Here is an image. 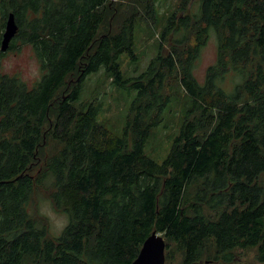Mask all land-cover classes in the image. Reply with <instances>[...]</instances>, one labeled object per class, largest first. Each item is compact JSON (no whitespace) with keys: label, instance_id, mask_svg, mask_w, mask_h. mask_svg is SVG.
Instances as JSON below:
<instances>
[{"label":"trees","instance_id":"obj_1","mask_svg":"<svg viewBox=\"0 0 264 264\" xmlns=\"http://www.w3.org/2000/svg\"><path fill=\"white\" fill-rule=\"evenodd\" d=\"M157 2L145 5L155 21ZM109 4L0 0V42L12 14L8 49L30 45L43 68L31 87L0 72V264H131L153 231L179 264H234L247 249L264 264V0H197L189 18L171 14L136 77L119 62L137 63L132 19L108 30ZM211 35L217 57L199 83L194 62ZM100 69L135 92L120 136L98 121L99 103L80 98ZM172 81L186 103L158 164L145 148ZM43 139L57 149L33 172ZM39 190L70 217L58 235L34 210Z\"/></svg>","mask_w":264,"mask_h":264},{"label":"rangeland","instance_id":"obj_2","mask_svg":"<svg viewBox=\"0 0 264 264\" xmlns=\"http://www.w3.org/2000/svg\"><path fill=\"white\" fill-rule=\"evenodd\" d=\"M185 1V2H184ZM158 0L157 21L153 20L147 14L145 9L146 0H110L109 11L107 14L106 28L117 29L123 19H132L135 30L134 52L137 57V63L133 62L127 54L120 56V70L125 77H136L149 65L157 53L156 48L161 41L160 32L165 25L166 19L171 15H175V22L178 18L193 15L197 10V0ZM181 7L185 10L181 11ZM103 32V29H102ZM0 57L2 63L8 57H15L18 61L26 62L30 58H36L30 45H21L17 43L14 48L8 49ZM217 57V40L214 35L209 39L201 49L199 56L194 62L193 75L195 79L202 83L209 66L213 65ZM37 59V58H36ZM3 74L21 76L18 72H5ZM22 80V79H21ZM73 78L68 79L67 84L70 85ZM34 84H27L31 87ZM64 90L58 92V96ZM166 93L169 97V105L164 111L162 123L153 129L151 137L146 143L145 152L158 164L167 156L174 137L178 134L181 125V116L184 111L186 97L184 92L179 88L175 81L169 83ZM135 92H128L125 89L116 88L111 83V79L100 69L97 73L88 76L82 87L81 100L84 102L96 101L101 105L98 121L108 129V132L114 137L120 136L127 121L128 110L131 107ZM40 151L37 153V162L33 166V172L42 167L47 157L52 155L57 147L50 140L43 139ZM38 191L34 195V210L36 213H45L51 216L53 222L59 223V220L53 212V208L45 203L48 200V193ZM39 208V211H38ZM42 216V215H41ZM43 217V216H42ZM50 228V227H49ZM51 234L58 235L57 232L50 229ZM234 264H258L254 249L245 251L238 250L236 252ZM180 256L174 248H170L166 254L164 264H179Z\"/></svg>","mask_w":264,"mask_h":264},{"label":"clouds","instance_id":"obj_3","mask_svg":"<svg viewBox=\"0 0 264 264\" xmlns=\"http://www.w3.org/2000/svg\"><path fill=\"white\" fill-rule=\"evenodd\" d=\"M0 70L5 72H18L22 81L26 84H36L40 82L43 77L42 63L36 58H30L26 62H22L18 61L15 57H8L2 63H0ZM45 203L50 209L52 208L51 201H45ZM52 214L55 215L59 220L58 224L53 222L50 215L41 213L43 218L48 221L51 230L57 232L58 234L62 233L71 222L70 217L59 212H53Z\"/></svg>","mask_w":264,"mask_h":264},{"label":"water","instance_id":"obj_4","mask_svg":"<svg viewBox=\"0 0 264 264\" xmlns=\"http://www.w3.org/2000/svg\"><path fill=\"white\" fill-rule=\"evenodd\" d=\"M17 26L12 14L8 16L2 39L0 42V51L6 52L12 38L17 32ZM165 243L160 234L153 231L151 235L143 242L140 251L131 264H164Z\"/></svg>","mask_w":264,"mask_h":264}]
</instances>
